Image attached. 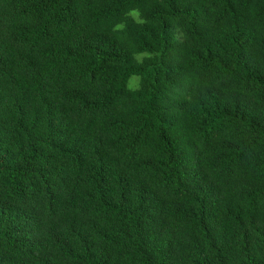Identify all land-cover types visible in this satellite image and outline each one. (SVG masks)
Here are the masks:
<instances>
[{"label":"trees","instance_id":"trees-1","mask_svg":"<svg viewBox=\"0 0 264 264\" xmlns=\"http://www.w3.org/2000/svg\"><path fill=\"white\" fill-rule=\"evenodd\" d=\"M0 264H264V0H0Z\"/></svg>","mask_w":264,"mask_h":264}]
</instances>
